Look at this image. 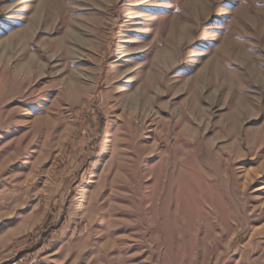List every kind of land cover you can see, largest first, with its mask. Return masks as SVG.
I'll list each match as a JSON object with an SVG mask.
<instances>
[{
	"label": "rangeland",
	"instance_id": "obj_1",
	"mask_svg": "<svg viewBox=\"0 0 264 264\" xmlns=\"http://www.w3.org/2000/svg\"><path fill=\"white\" fill-rule=\"evenodd\" d=\"M0 264H264V0H0Z\"/></svg>",
	"mask_w": 264,
	"mask_h": 264
},
{
	"label": "bare ground",
	"instance_id": "obj_2",
	"mask_svg": "<svg viewBox=\"0 0 264 264\" xmlns=\"http://www.w3.org/2000/svg\"><path fill=\"white\" fill-rule=\"evenodd\" d=\"M20 42V39L18 40V43ZM37 64V61L34 56L29 57V62H27L26 66L29 68V66L33 67Z\"/></svg>",
	"mask_w": 264,
	"mask_h": 264
}]
</instances>
